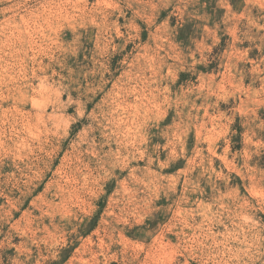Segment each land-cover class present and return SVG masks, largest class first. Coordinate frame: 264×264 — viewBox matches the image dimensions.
Listing matches in <instances>:
<instances>
[{
  "label": "rangeland",
  "instance_id": "rangeland-1",
  "mask_svg": "<svg viewBox=\"0 0 264 264\" xmlns=\"http://www.w3.org/2000/svg\"><path fill=\"white\" fill-rule=\"evenodd\" d=\"M0 264H264V0H0Z\"/></svg>",
  "mask_w": 264,
  "mask_h": 264
}]
</instances>
